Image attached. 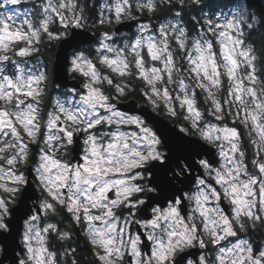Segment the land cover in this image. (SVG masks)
I'll return each mask as SVG.
<instances>
[{"label": "snow or ice", "instance_id": "obj_1", "mask_svg": "<svg viewBox=\"0 0 264 264\" xmlns=\"http://www.w3.org/2000/svg\"><path fill=\"white\" fill-rule=\"evenodd\" d=\"M262 229L254 0H0V264H264Z\"/></svg>", "mask_w": 264, "mask_h": 264}, {"label": "water", "instance_id": "obj_2", "mask_svg": "<svg viewBox=\"0 0 264 264\" xmlns=\"http://www.w3.org/2000/svg\"><path fill=\"white\" fill-rule=\"evenodd\" d=\"M261 3H262V0H254V5L260 7L261 6ZM122 30H128L127 28H124ZM67 86L68 87H71L73 85V83H75L72 79L70 78H67ZM120 107L121 110H125V111H128L130 110L133 106H135L137 108V110L139 109L140 106L137 105L136 101L135 100H132V99H129V100H125V101H122L119 103L118 105ZM150 110V109H149ZM159 119H164L163 116H160ZM165 123H168L170 127L174 126L172 125V123L170 121H167L165 120ZM175 127H177V130H178V125H176Z\"/></svg>", "mask_w": 264, "mask_h": 264}, {"label": "trees", "instance_id": "obj_3", "mask_svg": "<svg viewBox=\"0 0 264 264\" xmlns=\"http://www.w3.org/2000/svg\"><path fill=\"white\" fill-rule=\"evenodd\" d=\"M254 7L255 8H260V9H264V0H262V3H261V6L260 7H258V6H256V5H254ZM197 92H199V89H197ZM201 95V103L203 102V94L201 93L200 94ZM261 231H264V229H262ZM261 231H257V232H255V233H253L252 234V236H254L255 235V237H260V236H264V235H261ZM81 250H83V251H86V252H88V250H87V247H86V245H85V241H84V239L82 238L81 239ZM87 255H89V253H87ZM89 257H90V255H89ZM91 258V257H90Z\"/></svg>", "mask_w": 264, "mask_h": 264}, {"label": "flooded vegetation", "instance_id": "obj_4", "mask_svg": "<svg viewBox=\"0 0 264 264\" xmlns=\"http://www.w3.org/2000/svg\"><path fill=\"white\" fill-rule=\"evenodd\" d=\"M122 31L128 32L129 30H122ZM132 31H135V27L132 28ZM105 71H106V70H105ZM55 94H56L55 91H53V92H52V95L55 96ZM129 99L135 100L138 106H140V105L142 104V101H140V100H138V99H136V98H131V97H130ZM129 99H128V100H129ZM81 244H82V243H81ZM87 253H88V252L83 251V250L80 249V254H81V257H82V264H86V261L89 260V259H91V258L89 257V255H87Z\"/></svg>", "mask_w": 264, "mask_h": 264}, {"label": "rangeland", "instance_id": "obj_5", "mask_svg": "<svg viewBox=\"0 0 264 264\" xmlns=\"http://www.w3.org/2000/svg\"><path fill=\"white\" fill-rule=\"evenodd\" d=\"M30 6H31L30 4H28V5H26V4H21V5H19L18 7H19L20 9H25V8H27V7H30ZM251 238L254 239L256 243H261L262 241H264V236L255 237V235H254V236H251Z\"/></svg>", "mask_w": 264, "mask_h": 264}]
</instances>
